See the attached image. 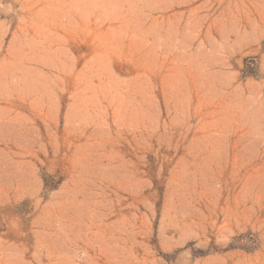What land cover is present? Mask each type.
Instances as JSON below:
<instances>
[{"label": "rangeland", "instance_id": "1", "mask_svg": "<svg viewBox=\"0 0 264 264\" xmlns=\"http://www.w3.org/2000/svg\"><path fill=\"white\" fill-rule=\"evenodd\" d=\"M0 264H264V0H0Z\"/></svg>", "mask_w": 264, "mask_h": 264}]
</instances>
